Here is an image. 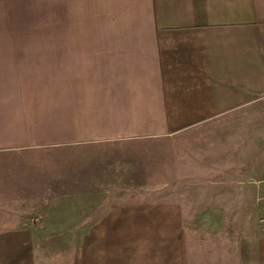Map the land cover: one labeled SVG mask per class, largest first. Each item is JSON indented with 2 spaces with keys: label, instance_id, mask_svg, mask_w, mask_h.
Instances as JSON below:
<instances>
[{
  "label": "crops",
  "instance_id": "0c3cea01",
  "mask_svg": "<svg viewBox=\"0 0 264 264\" xmlns=\"http://www.w3.org/2000/svg\"><path fill=\"white\" fill-rule=\"evenodd\" d=\"M183 185L217 213L113 198ZM259 192L264 0H0V264L58 215L72 264H264Z\"/></svg>",
  "mask_w": 264,
  "mask_h": 264
},
{
  "label": "rangeland",
  "instance_id": "374dc122",
  "mask_svg": "<svg viewBox=\"0 0 264 264\" xmlns=\"http://www.w3.org/2000/svg\"><path fill=\"white\" fill-rule=\"evenodd\" d=\"M182 187L183 189L179 191L176 190L177 192H170L169 190H146L130 192L129 195L126 194L127 192L119 193L118 195L115 194L113 198H143L147 200L184 199V201L190 200L194 203L195 207L188 209L190 211L189 214L198 215L200 217L201 215H204L211 210L213 211L212 213H217L218 208L216 207H202L201 201L203 199L209 198L208 193H202V191H191L186 189V187L191 186L183 185ZM120 195L122 197H120ZM215 197L217 198V195ZM95 198L102 197L96 196ZM258 200L261 202L262 206H259L254 209L246 207L235 209H221L222 212H225V216H230L231 218L235 216L238 222L235 225L236 227L232 224L226 223L223 227L224 230L225 228H230L231 231H233L238 230L237 228H241L242 235L244 236L249 234L251 231L253 233V230L256 229L259 235H264V192H259ZM202 210H204V213H201ZM197 220L199 221L195 222V229L197 230V228H199L200 230L203 224L200 221V218ZM69 222L66 221L64 217H61V215L51 217L49 216L43 219H36L34 221H30L31 227L35 229V238L31 241L34 254V260L31 264H72L74 248L78 241L72 238L73 233L71 231V223H73L74 221ZM0 227L6 228V225L0 224ZM234 234H237V231H235ZM238 234L240 235L239 231ZM68 236L69 238H66ZM194 240L197 239L194 238ZM209 245V240L203 243L204 247H208ZM201 252L202 248L201 251H199L198 253L197 259L202 258Z\"/></svg>",
  "mask_w": 264,
  "mask_h": 264
}]
</instances>
